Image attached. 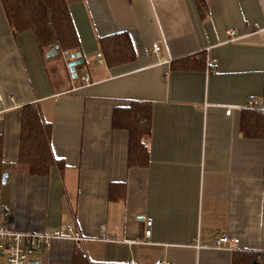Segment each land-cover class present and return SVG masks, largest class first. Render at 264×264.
Segmentation results:
<instances>
[{
    "label": "crops",
    "instance_id": "crops-1",
    "mask_svg": "<svg viewBox=\"0 0 264 264\" xmlns=\"http://www.w3.org/2000/svg\"><path fill=\"white\" fill-rule=\"evenodd\" d=\"M206 1L203 18L195 0H69L83 59L76 79L70 56L43 58L30 31L14 36L0 4V220L24 232L72 222L93 261L232 264L233 251L215 246L224 234L239 250L264 251V140L240 131L242 109L264 94V0ZM231 28L240 39L229 40ZM121 31L137 59L110 68L99 39ZM202 54L205 68H171ZM132 101L153 108L147 168L128 166L129 132L112 126L114 109ZM29 103L52 123L67 163L47 176L18 164V114ZM113 182L127 185L124 200L109 199ZM76 247L54 240L30 263L72 264Z\"/></svg>",
    "mask_w": 264,
    "mask_h": 264
},
{
    "label": "trees",
    "instance_id": "trees-1",
    "mask_svg": "<svg viewBox=\"0 0 264 264\" xmlns=\"http://www.w3.org/2000/svg\"><path fill=\"white\" fill-rule=\"evenodd\" d=\"M201 17L208 16L206 0H195ZM8 25L14 36L30 31L40 55L57 48L68 56L80 51V39L75 27L69 0H0ZM99 46L110 68L134 62L137 52L128 31L109 34L99 39ZM191 57L172 61V69L205 68L204 55L200 60ZM264 98V94H263ZM153 108L150 102L132 101L129 106L114 109L112 126L129 132L128 166L147 168L150 164L148 140L152 133ZM20 146L18 164L28 173L47 176L51 168L63 170L66 161L53 150V125L39 105L29 103L19 110ZM240 131L246 138L264 140V109L244 108L241 111ZM3 137L0 136V163L2 162ZM127 185L113 182L109 199L120 201L126 198ZM72 264H123L120 262L93 261L84 251L75 248ZM232 264H264V252L234 250Z\"/></svg>",
    "mask_w": 264,
    "mask_h": 264
},
{
    "label": "built area",
    "instance_id": "built-area-1",
    "mask_svg": "<svg viewBox=\"0 0 264 264\" xmlns=\"http://www.w3.org/2000/svg\"><path fill=\"white\" fill-rule=\"evenodd\" d=\"M230 41H236L240 39L236 29L231 28L227 31ZM160 42L156 41L152 45L153 52L158 53L160 51ZM99 58H103L102 54H99ZM103 61V60H102ZM207 71L213 72L211 61L207 63ZM82 84L89 85L91 82L90 74H85L81 77ZM2 100V94L0 93V101ZM234 107H228L226 110L227 115H231ZM245 108H258L264 109V98L253 99L249 101ZM147 226H152V221L147 222ZM151 229L148 228L145 232V236L151 235ZM71 240L76 243L79 250L84 251L83 242L87 240L80 231H78L72 222L66 223L63 228L55 229L50 232H24L8 227L4 220H0V254L5 258V264H31L38 252L47 250L51 242L54 240ZM218 249H224L229 251L239 250L240 239L231 238L227 234L222 235L216 239V245ZM263 253L264 251H258ZM84 252V257H86ZM123 264H137L135 261L124 262Z\"/></svg>",
    "mask_w": 264,
    "mask_h": 264
},
{
    "label": "water",
    "instance_id": "water-1",
    "mask_svg": "<svg viewBox=\"0 0 264 264\" xmlns=\"http://www.w3.org/2000/svg\"><path fill=\"white\" fill-rule=\"evenodd\" d=\"M59 50L57 48L52 49L49 53H47V57H52L59 54ZM71 60L68 62L69 71L71 73L72 78L76 79L78 77L77 67L83 64V59L81 58V52H76L71 54ZM8 173H4L3 182H6Z\"/></svg>",
    "mask_w": 264,
    "mask_h": 264
}]
</instances>
